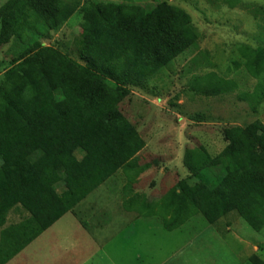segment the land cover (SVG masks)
I'll return each mask as SVG.
<instances>
[{
  "label": "trees",
  "instance_id": "trees-1",
  "mask_svg": "<svg viewBox=\"0 0 264 264\" xmlns=\"http://www.w3.org/2000/svg\"><path fill=\"white\" fill-rule=\"evenodd\" d=\"M77 11L63 0H10L1 9V39L24 42L40 25L59 31ZM82 30L79 61L36 44L5 72L4 99L25 112L9 129L0 124V264H9L145 149L120 105L131 89L170 70L199 41L191 17L167 3L150 12L113 3L89 6ZM241 53L247 71L260 79L264 49L244 47ZM205 83L199 90L206 97L236 89L214 74ZM253 100L263 103L264 84ZM223 134L228 146L217 157L203 147L187 152L190 176L146 214L161 216L166 231L197 215L216 225L233 212L254 231L264 230V125ZM17 207L30 218L6 227ZM248 261L264 264L257 255Z\"/></svg>",
  "mask_w": 264,
  "mask_h": 264
},
{
  "label": "rangeland",
  "instance_id": "rangeland-1",
  "mask_svg": "<svg viewBox=\"0 0 264 264\" xmlns=\"http://www.w3.org/2000/svg\"><path fill=\"white\" fill-rule=\"evenodd\" d=\"M9 1L0 0V124L4 129L25 112V108L10 105L15 102L12 99H4V75L10 63L36 44L79 61L83 10L89 6L113 3L150 12L167 3L191 17L199 36L194 50L178 58L170 70L131 89L120 105L144 140L145 149L10 264H163L186 245L185 258L191 264H249L247 257L254 255L264 261V230L254 231L236 212L216 228L197 215L173 232L165 230L161 216H146L190 176L185 167L188 151L203 147L215 158L228 146L224 130L246 129L256 122L264 125V101L258 105L253 100L258 85L264 84V74L254 78L241 53L244 47L264 49V0H63L75 4L78 11L59 31L49 32L40 25L24 42L14 38L4 42L1 9ZM212 74L234 82L235 91L204 96L199 86L204 87ZM29 218L17 207L8 214L6 227ZM83 226L103 229L87 230L89 235H85ZM199 235H208L207 240L224 235L226 245L201 249L194 244ZM174 257L169 263L183 262L178 254Z\"/></svg>",
  "mask_w": 264,
  "mask_h": 264
},
{
  "label": "crops",
  "instance_id": "crops-1",
  "mask_svg": "<svg viewBox=\"0 0 264 264\" xmlns=\"http://www.w3.org/2000/svg\"><path fill=\"white\" fill-rule=\"evenodd\" d=\"M60 222V221H59ZM212 227H215L216 228V226L217 225H211ZM102 227V226H101ZM100 226H98V227H95L94 229L93 228H86V227H84L83 226V228H82V230L85 232V235H89V232L88 231H91V230H101V229H103V228H101ZM86 228V229H85ZM215 228H213V230L215 231ZM50 230V229H49ZM88 230V231H87ZM216 232H219V234H220V232H221V230H217ZM222 232H223V230H222ZM230 231L229 230H226V232L225 233H229ZM203 232H201V233H199V234H202ZM199 239L194 243V244H196L197 245V247H199V248H201V249H208L209 248V246H215V245H221V246H225L226 245V240H224V235L223 236H221V235H217V236H214V238L215 239H219V240H207V238H210V237H208V235L206 236V235H204V236H201V235H199ZM205 239V240H204ZM187 247V245L185 246V247H179L177 250H176V252L174 253V254H178L179 255V257H181V259L183 260V262H181L180 264H182V263H184V264H191V262H190V260L188 259V258H185V255H186V250L188 249V248H186ZM88 248V247H87ZM89 249V251L91 250L90 249V247L88 248ZM256 249V248H255ZM85 251H86V249H85ZM186 251V252H185ZM205 253V252H204ZM254 253H256V252H254ZM174 254L166 261V262H164L163 264H172V262H170L169 263V261H171V259H173V258H175L174 257ZM20 256V255H19ZM19 256H17V257H19ZM17 257L16 258H14L13 260H15V259H17ZM249 258H250V256L249 257H247V259L246 260H249ZM12 260V261H13ZM11 261V262H12ZM178 261V260H177ZM10 262V263H11ZM9 263V264H10ZM26 263V262H25ZM15 264H17V262H15ZM46 264H50V263H46ZM52 264V263H51Z\"/></svg>",
  "mask_w": 264,
  "mask_h": 264
}]
</instances>
